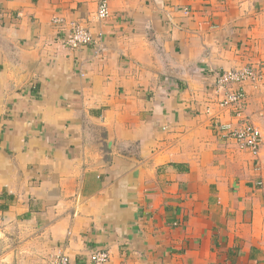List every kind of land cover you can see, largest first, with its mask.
Returning a JSON list of instances; mask_svg holds the SVG:
<instances>
[{"label": "crops", "instance_id": "1", "mask_svg": "<svg viewBox=\"0 0 264 264\" xmlns=\"http://www.w3.org/2000/svg\"><path fill=\"white\" fill-rule=\"evenodd\" d=\"M99 1L0 0V264H264V0ZM247 65L259 157L216 128Z\"/></svg>", "mask_w": 264, "mask_h": 264}, {"label": "built area", "instance_id": "2", "mask_svg": "<svg viewBox=\"0 0 264 264\" xmlns=\"http://www.w3.org/2000/svg\"><path fill=\"white\" fill-rule=\"evenodd\" d=\"M111 15L109 0H100L98 5V16L106 19ZM56 22L62 20L56 19ZM92 32L84 25L73 22L65 38L67 44L77 47L93 42ZM261 77L260 70L252 65L237 69L225 70L219 73L214 81V89L220 98L223 108L234 110L235 115L240 118L234 122H216V128L221 137L234 142L239 149L249 151L254 157H259L263 144V136L260 126L244 114V104L247 94L242 87L246 81ZM264 114V108H263ZM262 184V182H259ZM111 259L110 251L98 249L91 255L90 264H108ZM49 264H74L71 257L65 253L52 255Z\"/></svg>", "mask_w": 264, "mask_h": 264}, {"label": "rangeland", "instance_id": "3", "mask_svg": "<svg viewBox=\"0 0 264 264\" xmlns=\"http://www.w3.org/2000/svg\"><path fill=\"white\" fill-rule=\"evenodd\" d=\"M51 257V256H50Z\"/></svg>", "mask_w": 264, "mask_h": 264}, {"label": "water", "instance_id": "4", "mask_svg": "<svg viewBox=\"0 0 264 264\" xmlns=\"http://www.w3.org/2000/svg\"><path fill=\"white\" fill-rule=\"evenodd\" d=\"M112 140V139H111Z\"/></svg>", "mask_w": 264, "mask_h": 264}]
</instances>
